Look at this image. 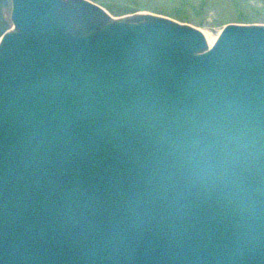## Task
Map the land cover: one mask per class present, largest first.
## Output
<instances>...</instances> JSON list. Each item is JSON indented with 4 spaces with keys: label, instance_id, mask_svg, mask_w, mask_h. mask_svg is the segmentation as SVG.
Returning a JSON list of instances; mask_svg holds the SVG:
<instances>
[{
    "label": "water",
    "instance_id": "95a60500",
    "mask_svg": "<svg viewBox=\"0 0 264 264\" xmlns=\"http://www.w3.org/2000/svg\"><path fill=\"white\" fill-rule=\"evenodd\" d=\"M0 264H264V24L0 0Z\"/></svg>",
    "mask_w": 264,
    "mask_h": 264
},
{
    "label": "rangeland",
    "instance_id": "374dc122",
    "mask_svg": "<svg viewBox=\"0 0 264 264\" xmlns=\"http://www.w3.org/2000/svg\"><path fill=\"white\" fill-rule=\"evenodd\" d=\"M113 17L153 13L189 24L215 40L229 23L264 24V0H89Z\"/></svg>",
    "mask_w": 264,
    "mask_h": 264
},
{
    "label": "bare ground",
    "instance_id": "6f19581e",
    "mask_svg": "<svg viewBox=\"0 0 264 264\" xmlns=\"http://www.w3.org/2000/svg\"><path fill=\"white\" fill-rule=\"evenodd\" d=\"M208 42V45L210 46L215 40L211 39L210 37H208L204 32H202Z\"/></svg>",
    "mask_w": 264,
    "mask_h": 264
}]
</instances>
